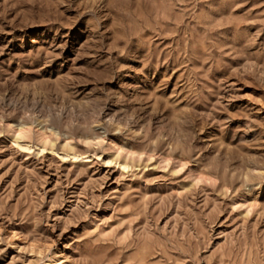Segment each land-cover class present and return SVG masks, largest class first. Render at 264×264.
<instances>
[{
	"label": "rangeland",
	"instance_id": "rangeland-1",
	"mask_svg": "<svg viewBox=\"0 0 264 264\" xmlns=\"http://www.w3.org/2000/svg\"><path fill=\"white\" fill-rule=\"evenodd\" d=\"M0 264H264V0H0Z\"/></svg>",
	"mask_w": 264,
	"mask_h": 264
}]
</instances>
